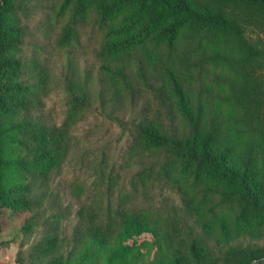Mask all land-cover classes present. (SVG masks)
I'll list each match as a JSON object with an SVG mask.
<instances>
[{
  "label": "trees",
  "instance_id": "obj_1",
  "mask_svg": "<svg viewBox=\"0 0 264 264\" xmlns=\"http://www.w3.org/2000/svg\"><path fill=\"white\" fill-rule=\"evenodd\" d=\"M32 1L0 0V209L21 201L16 192L43 191L25 224L39 234L20 243L16 264H264V244L242 242L264 239V0H61L56 16L108 17L96 90L66 51L69 110L97 100L111 117L140 111L128 121L142 147L130 178L180 202L136 201L134 191L114 203L107 173L96 209L84 202L73 213L62 194L44 192L70 151L42 102L47 70L32 64L26 84L16 79ZM244 207L254 228L237 224Z\"/></svg>",
  "mask_w": 264,
  "mask_h": 264
},
{
  "label": "rangeland",
  "instance_id": "obj_2",
  "mask_svg": "<svg viewBox=\"0 0 264 264\" xmlns=\"http://www.w3.org/2000/svg\"><path fill=\"white\" fill-rule=\"evenodd\" d=\"M61 0H34L28 11L24 12L21 20L24 24L17 44V54L21 58L17 80L24 84L34 75V68L30 65H43L46 68L45 87L41 93L44 109L49 112L64 131L70 142L69 154L56 174L52 186L44 192L54 191L61 195V202L70 206L71 213L81 205L88 204L96 209L105 188L106 174H111L113 181L114 203L118 197L125 194L132 195L137 192V200L151 198L154 201L166 199L175 209L180 206L175 194L158 188L156 183H140L138 179L130 178L136 166L131 157L137 159L133 153H141L142 147L131 134L129 119L139 116L140 111L127 110L116 113L111 117L107 111L101 109L97 100H93L89 111L69 110V103L65 85L61 76V65L66 61V51L76 61L77 67L91 80L93 91L96 90V74L100 66L98 52L103 42V35L108 17L97 15L95 18H70L65 12L64 16H56L55 8ZM89 20V21H88ZM66 27V31H63ZM63 70V69H62ZM30 80V79H29ZM30 84V83H29ZM28 89V88H27ZM143 90V89H142ZM139 99L149 98L146 89ZM16 94V93H14ZM141 100V101H142ZM124 123H127L126 126ZM7 152L17 154L22 152L21 146L7 142ZM131 164V169L129 168ZM81 186L83 193L74 187ZM43 191L16 192L21 201L9 208L0 209V264H16L15 258L21 242L23 248H28L37 238L39 231L26 224L37 206V198L43 196ZM140 198V199H138ZM98 203V204H97ZM255 212L244 207L238 217L237 224L242 228L251 229L257 225ZM73 220V219H72ZM148 235L141 236L139 242H149ZM137 242V241H136ZM245 244H264V239L256 240L245 236ZM128 246L133 240L127 241ZM134 250V248H132ZM256 262L254 264H258Z\"/></svg>",
  "mask_w": 264,
  "mask_h": 264
},
{
  "label": "water",
  "instance_id": "obj_3",
  "mask_svg": "<svg viewBox=\"0 0 264 264\" xmlns=\"http://www.w3.org/2000/svg\"><path fill=\"white\" fill-rule=\"evenodd\" d=\"M255 263V261H252V264H254Z\"/></svg>",
  "mask_w": 264,
  "mask_h": 264
}]
</instances>
